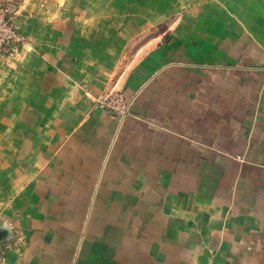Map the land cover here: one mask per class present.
Returning <instances> with one entry per match:
<instances>
[{
	"label": "crops",
	"instance_id": "0c3cea01",
	"mask_svg": "<svg viewBox=\"0 0 264 264\" xmlns=\"http://www.w3.org/2000/svg\"><path fill=\"white\" fill-rule=\"evenodd\" d=\"M40 1L0 76V264H264V0H148L180 24L122 74L81 35L114 0Z\"/></svg>",
	"mask_w": 264,
	"mask_h": 264
},
{
	"label": "rangeland",
	"instance_id": "374dc122",
	"mask_svg": "<svg viewBox=\"0 0 264 264\" xmlns=\"http://www.w3.org/2000/svg\"><path fill=\"white\" fill-rule=\"evenodd\" d=\"M43 1L46 2V0ZM27 2L43 3L40 0L39 2L37 0H0V76L8 70L16 68L26 52L31 49V40L22 33L17 22L20 13L25 10ZM181 9L179 5L156 4L150 3L148 0H114L109 3L108 7L102 9L98 7L96 10H92L90 13L92 17L88 21L81 22V35L85 37L88 33L93 43L103 41L108 45L114 44L115 53L118 54L116 64L118 69L116 71L122 74L128 70L137 57V51L143 46L167 40L169 29L180 24ZM90 10L91 7H88L86 12H90ZM107 13L110 16H115L112 23L115 28V36L117 33L119 34V44L116 43L107 28ZM10 31L15 34V37L9 38ZM123 94V91L118 89V85L114 82L106 93L94 98V106L110 113L115 112L105 103L119 95L126 101ZM126 102L127 110L131 112V102Z\"/></svg>",
	"mask_w": 264,
	"mask_h": 264
},
{
	"label": "built area",
	"instance_id": "2783aa9c",
	"mask_svg": "<svg viewBox=\"0 0 264 264\" xmlns=\"http://www.w3.org/2000/svg\"><path fill=\"white\" fill-rule=\"evenodd\" d=\"M15 37V34L10 31L9 38ZM115 100V101H114ZM127 102L123 99L122 96H116L115 99H110L105 103L106 106L111 107L115 110V112H112L117 117H124L128 115L130 112H128V107H126Z\"/></svg>",
	"mask_w": 264,
	"mask_h": 264
}]
</instances>
